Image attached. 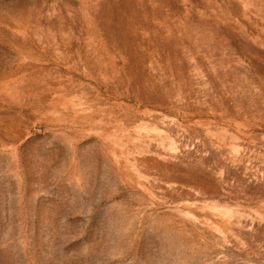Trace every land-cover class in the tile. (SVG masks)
<instances>
[{
    "label": "rangeland",
    "instance_id": "rangeland-1",
    "mask_svg": "<svg viewBox=\"0 0 264 264\" xmlns=\"http://www.w3.org/2000/svg\"><path fill=\"white\" fill-rule=\"evenodd\" d=\"M0 264H264V0H0Z\"/></svg>",
    "mask_w": 264,
    "mask_h": 264
}]
</instances>
